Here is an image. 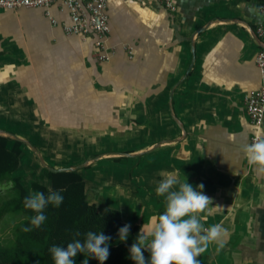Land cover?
<instances>
[{
  "label": "crops",
  "instance_id": "crops-1",
  "mask_svg": "<svg viewBox=\"0 0 264 264\" xmlns=\"http://www.w3.org/2000/svg\"><path fill=\"white\" fill-rule=\"evenodd\" d=\"M262 2L178 0L171 12L158 3L109 0L108 44L116 54L104 63L92 36L84 41L64 32L70 15L60 3L0 9V112H25L40 134V150L78 141L79 135L96 145L107 135L154 133L131 155L158 151V172L146 175L149 189L156 195L162 172L178 171V179L198 191L203 184L212 201L202 214L204 226L222 223L227 230L219 254L216 244L202 254L206 264H264V173L249 166L243 153L255 132L245 95L262 86L256 57L264 43L255 33L264 24ZM262 132L264 137V125ZM118 156L104 154L101 161ZM115 186L122 195L138 192L129 184ZM89 188L88 199L99 208ZM141 208L149 222L139 217L141 210L123 222L144 225L147 235L152 217L163 212Z\"/></svg>",
  "mask_w": 264,
  "mask_h": 264
},
{
  "label": "trees",
  "instance_id": "trees-1",
  "mask_svg": "<svg viewBox=\"0 0 264 264\" xmlns=\"http://www.w3.org/2000/svg\"><path fill=\"white\" fill-rule=\"evenodd\" d=\"M24 147H27L24 143L0 136V221L14 219L15 222L11 238L4 240L0 235V264H54L51 247L66 249L75 240L84 242L88 232H103L111 237L107 243L109 257L104 264H136L130 258V248L141 229L131 226L128 238L121 241L119 229L126 224L119 211L112 208L100 211L91 203L78 171L52 173L42 168L40 179L27 185L22 176L14 174L21 166ZM45 179L49 187L41 182ZM3 187L6 190L2 191ZM49 189L60 191L63 202L59 207L47 205L43 211L46 220L39 228H33L31 218L36 213L24 207V200L34 192L47 196ZM24 228L32 230L24 231ZM143 255L146 262H150L146 250ZM85 258L83 253H78L74 264H83ZM87 258L88 264H100L91 256ZM197 259L199 264H206L202 255Z\"/></svg>",
  "mask_w": 264,
  "mask_h": 264
},
{
  "label": "clouds",
  "instance_id": "clouds-1",
  "mask_svg": "<svg viewBox=\"0 0 264 264\" xmlns=\"http://www.w3.org/2000/svg\"><path fill=\"white\" fill-rule=\"evenodd\" d=\"M243 153L249 166H255L260 173H264V139L250 143L243 149ZM161 176L164 179L155 191L157 196L166 197L165 211L158 217H152V226L148 228L147 235L143 225L136 242L130 248V258L136 264H199L197 258L212 244L217 245L215 250L219 254L224 247L227 230L222 223L204 226L207 215L202 214L212 203L202 192L204 185H199L201 191H198L186 181L181 182L178 171L162 172ZM48 193L45 196L43 192H34L24 200V207L36 213L31 218L33 228H39L46 220L43 211L47 205L59 207L63 202L64 197L60 191L49 189ZM130 228L131 225L126 224L119 229L121 241L128 238ZM23 230L31 231L32 228ZM110 239L103 232H88L84 242L75 240L66 249L53 246L49 251L54 264H74L78 253L86 257L83 264H88L89 256L104 264L109 257L107 243ZM144 250L150 252V262H146Z\"/></svg>",
  "mask_w": 264,
  "mask_h": 264
},
{
  "label": "rangeland",
  "instance_id": "rangeland-1",
  "mask_svg": "<svg viewBox=\"0 0 264 264\" xmlns=\"http://www.w3.org/2000/svg\"><path fill=\"white\" fill-rule=\"evenodd\" d=\"M4 102L7 103V107L11 104H8L9 100L7 99ZM24 114L25 112H22L20 114L21 117H16L13 111H9V114L4 111L0 112V130L19 138L24 136L22 139L29 141L36 148H41L39 143L40 134L33 131L29 116L25 118ZM84 138L83 135H79L77 136L78 141L61 143V146L57 149L47 148L46 150L38 149V151L42 153L44 161L49 168L76 169L80 167L77 171L84 178L85 191L87 190L88 193L89 187L92 186L91 190H94L97 196L94 202L98 204L99 208L101 210L112 208L119 211L122 221L126 214L134 216L137 211L141 210L139 217L143 215L145 222H149L150 214L147 210H143L141 206L147 208L155 207L159 212L165 211L166 202L154 195L152 189H149L147 179H150V177L146 176L153 173V170L158 172V166L153 165L158 151L152 150L145 152L141 156H130L136 154L133 151L139 147L152 142L154 133L139 132L133 136L126 134L125 137L123 135L121 137L119 134L107 135L103 140L99 139L96 145H92L88 139L84 140ZM44 141L45 143L43 144L47 145L46 140ZM108 153L121 155L114 158L124 159L101 161L103 160L102 156ZM97 158L99 159L94 161ZM159 158L166 160V154H161ZM89 160H93L94 164L91 163L93 164L92 166L89 164L83 167ZM176 162H178L177 159ZM42 168L37 155L29 147H24L21 166L14 174L22 176L26 181L27 179L35 181L36 179H40L41 175H38V173L41 171L42 174ZM125 178H128L130 182H127ZM116 184H129L133 189H137V194L141 198L137 197V194H134V192L129 191L124 192L122 195L118 189L116 190ZM1 190H6V187H3ZM14 224V219L0 221V235L2 239L5 240L12 237L11 233Z\"/></svg>",
  "mask_w": 264,
  "mask_h": 264
},
{
  "label": "built area",
  "instance_id": "built-area-1",
  "mask_svg": "<svg viewBox=\"0 0 264 264\" xmlns=\"http://www.w3.org/2000/svg\"><path fill=\"white\" fill-rule=\"evenodd\" d=\"M109 0H0V9H49L52 5L60 3L70 15V23L63 29L67 35L81 37L84 41L90 36L95 41V52L100 63L110 62L116 54L115 48L108 44L110 35L109 17L106 12ZM133 1L140 4H162L167 10H177L178 0H122ZM264 14V0L261 4ZM53 24L57 22L53 20ZM257 37L264 43V24H259L255 30ZM256 63L260 71L262 86L251 90L245 95L247 114L254 126L255 132L251 137V143L263 137L264 125V49L257 54Z\"/></svg>",
  "mask_w": 264,
  "mask_h": 264
},
{
  "label": "water",
  "instance_id": "water-1",
  "mask_svg": "<svg viewBox=\"0 0 264 264\" xmlns=\"http://www.w3.org/2000/svg\"><path fill=\"white\" fill-rule=\"evenodd\" d=\"M260 40V39H259ZM193 53H194V49H193ZM194 60H195V56H193V62L191 64V67L189 69V71L192 69L193 67V64H194ZM188 71V73H189ZM172 94H173V90H172V93H171V99H172ZM0 136H4V137H10L16 141H19L21 143H24L26 146H28L30 148V150H32L38 157L41 165L43 168L47 169L48 171L52 172V173H65V172H73V171H77L80 169V167L74 169V168H70V169H54V168H49L47 167L45 161H44V158L42 156V154L38 151V149L36 147H34L29 141L25 140V139H22V138H19L13 134H9L5 131H2L0 130ZM131 156V155H130ZM99 158L95 159L94 161H97ZM89 165V163L87 162L85 165H83V167Z\"/></svg>",
  "mask_w": 264,
  "mask_h": 264
}]
</instances>
